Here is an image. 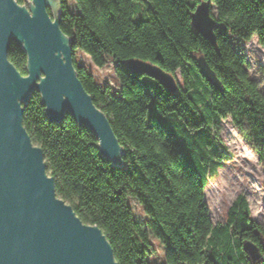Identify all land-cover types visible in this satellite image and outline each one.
<instances>
[{"label": "trees", "instance_id": "trees-1", "mask_svg": "<svg viewBox=\"0 0 264 264\" xmlns=\"http://www.w3.org/2000/svg\"><path fill=\"white\" fill-rule=\"evenodd\" d=\"M61 1V29L72 39L78 77L125 154L124 165L115 167L92 131L69 113L62 123L50 121L34 92L23 123L44 150L57 195L84 223L103 230L119 264H155L159 246L164 264H264V224L252 218L245 195L234 200L225 222L215 224L205 193L230 156L220 136L224 119L253 144L264 168V92L234 45L256 37L264 47V0H208L216 10L211 7L215 43L192 26L201 0H74L77 12ZM79 50L99 68L114 63L119 87L97 82L78 62ZM201 55L222 90L200 72ZM8 57L27 75V55L14 41ZM130 59L172 73L178 89L132 73L125 64ZM132 199L143 208L142 221ZM246 240L260 247V261L249 260Z\"/></svg>", "mask_w": 264, "mask_h": 264}, {"label": "water", "instance_id": "water-1", "mask_svg": "<svg viewBox=\"0 0 264 264\" xmlns=\"http://www.w3.org/2000/svg\"><path fill=\"white\" fill-rule=\"evenodd\" d=\"M211 7L201 0L191 19L193 28L215 43ZM61 18V0H0V264H119L103 230L84 223L57 195L44 150L23 123L25 105L37 91L50 121L62 123L71 114L96 135L103 157L115 167L124 165L125 148L78 77L72 39L61 29ZM13 41L27 55V75L9 60ZM197 62L207 81L222 90L206 58L201 55ZM125 64L169 91L178 89L175 76L151 62L130 59ZM244 249L253 263L263 257L251 240Z\"/></svg>", "mask_w": 264, "mask_h": 264}, {"label": "rangeland", "instance_id": "rangeland-1", "mask_svg": "<svg viewBox=\"0 0 264 264\" xmlns=\"http://www.w3.org/2000/svg\"><path fill=\"white\" fill-rule=\"evenodd\" d=\"M68 7L71 12L78 11L74 0H68ZM212 7L216 11L214 5ZM234 45L247 56L250 63L249 73L264 92V47L256 37L249 41L236 39ZM76 58L93 73L97 82L109 85L115 90L119 87L114 63L109 62L99 68L80 50ZM178 78L181 80L180 76ZM220 136L227 145L230 156L218 169L217 175L210 179L205 190L212 220L215 224L225 222L230 206L237 196L243 194L248 200L252 218L264 224V168L258 153L230 119L221 122ZM131 203L136 219L142 221L145 217L142 206L136 199H132ZM162 253L163 248L159 246L155 264H164Z\"/></svg>", "mask_w": 264, "mask_h": 264}]
</instances>
